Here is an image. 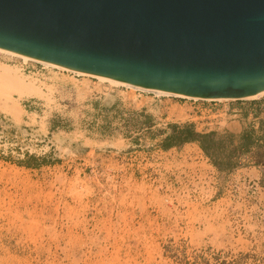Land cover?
<instances>
[{"label": "rangeland", "instance_id": "rangeland-1", "mask_svg": "<svg viewBox=\"0 0 264 264\" xmlns=\"http://www.w3.org/2000/svg\"><path fill=\"white\" fill-rule=\"evenodd\" d=\"M31 65L46 98L20 118L0 103V264H264V99H155ZM185 126L254 146L220 172L197 143L164 146Z\"/></svg>", "mask_w": 264, "mask_h": 264}, {"label": "water", "instance_id": "water-1", "mask_svg": "<svg viewBox=\"0 0 264 264\" xmlns=\"http://www.w3.org/2000/svg\"><path fill=\"white\" fill-rule=\"evenodd\" d=\"M0 49L185 96L264 93V0H0Z\"/></svg>", "mask_w": 264, "mask_h": 264}, {"label": "bare ground", "instance_id": "bare-ground-1", "mask_svg": "<svg viewBox=\"0 0 264 264\" xmlns=\"http://www.w3.org/2000/svg\"><path fill=\"white\" fill-rule=\"evenodd\" d=\"M0 55H2L0 57L8 58V60H9V58H13V60L15 59L16 61H17V59L22 60L24 63H35V64L42 65L46 68L58 69L60 71L70 72V73L76 74L78 77L93 78L95 80H98L102 84L107 83V84L111 85L112 87H124L127 89H131L133 91H136V90L144 91L147 93H151V94L155 95L156 97H174V98L188 99V100H193V101H207V102H219V103L235 102V101H253V100L256 101V100L264 99V93L261 95L244 97V98H208V99H202V98L185 96V95H181V94H177V93L165 92V91H161V90H149V89H146L143 87L131 86V85L118 83L115 81L108 80L104 77L97 76L95 74H89V73H84V72L72 70V69H69V68H66V67H63L60 65H56L54 63L42 61V60L30 57V56L21 55V54H18V53L12 52V51L3 50V49H0ZM33 78L29 77V76H25L21 67L11 66V65H8L7 63L5 64V63L0 62V103L4 106H7L9 109H11L14 112V114L17 113V115H18V113H21L20 112L21 111L20 110L21 109L20 101L27 99V98H32V99L33 98H44V97L46 98L47 94L44 92V88H43V86L46 83L44 84L43 82L39 81L41 83V85H39L40 83L38 82V80L33 79ZM73 84H76V83H73ZM77 88H79V87H77ZM45 89H48L50 94H52V91H53L52 86H51V88L49 86V87H46ZM95 89H96V87H95ZM83 90H84V88H83ZM81 93H82V91H81ZM14 94H17L18 98H15ZM48 98H49V96H48ZM20 115L21 114H19L18 117ZM180 115H181V112H180ZM181 117H183V116H181ZM185 117L186 116L184 115V118Z\"/></svg>", "mask_w": 264, "mask_h": 264}, {"label": "trees", "instance_id": "trees-1", "mask_svg": "<svg viewBox=\"0 0 264 264\" xmlns=\"http://www.w3.org/2000/svg\"><path fill=\"white\" fill-rule=\"evenodd\" d=\"M175 132L165 141V147H172L173 144L197 143L201 150L208 157L213 166L220 172L230 170L233 167V159L237 154L249 153L254 146V137L250 131H245L240 137V143L231 148L233 136H228L229 142L225 139H217V133H198L190 126L183 128L175 127ZM29 166V164H28ZM227 264V263H218Z\"/></svg>", "mask_w": 264, "mask_h": 264}, {"label": "built area", "instance_id": "built-area-1", "mask_svg": "<svg viewBox=\"0 0 264 264\" xmlns=\"http://www.w3.org/2000/svg\"><path fill=\"white\" fill-rule=\"evenodd\" d=\"M30 66H33V65H31V63H24L23 62L21 64L22 71L24 73L27 72V71L30 73V71H29V67ZM36 66H41V70L42 71H46V69H47L46 67H44L42 65H39V64H36ZM33 68H35V66H33ZM135 92L139 93L140 95L141 94L153 95V94H150V93H147V92H144V91H140V90H136ZM153 96H154L155 99H160L161 98V97H156L155 95H153ZM194 102H197V101H194ZM31 141H34L35 143H37V142H39V139L36 137V139L33 140V137H31ZM37 147H38V145H35V148H32V147H27V148H24V149L21 148L20 152L18 153V158L23 159V160H28V159H31V158H38L39 156L42 155V153H41V149H37ZM9 154H15V152H11V153L6 152L5 153L6 156H9Z\"/></svg>", "mask_w": 264, "mask_h": 264}, {"label": "crops", "instance_id": "crops-1", "mask_svg": "<svg viewBox=\"0 0 264 264\" xmlns=\"http://www.w3.org/2000/svg\"><path fill=\"white\" fill-rule=\"evenodd\" d=\"M236 116H234L235 118ZM229 130L231 132H234L235 134H241L243 131L242 126H240V121H233L231 127H229Z\"/></svg>", "mask_w": 264, "mask_h": 264}]
</instances>
